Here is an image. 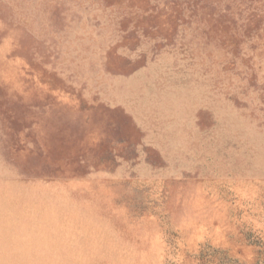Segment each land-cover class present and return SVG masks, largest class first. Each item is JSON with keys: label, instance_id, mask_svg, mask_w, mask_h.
I'll use <instances>...</instances> for the list:
<instances>
[{"label": "rangeland", "instance_id": "1", "mask_svg": "<svg viewBox=\"0 0 264 264\" xmlns=\"http://www.w3.org/2000/svg\"><path fill=\"white\" fill-rule=\"evenodd\" d=\"M0 264H264V0H0Z\"/></svg>", "mask_w": 264, "mask_h": 264}]
</instances>
